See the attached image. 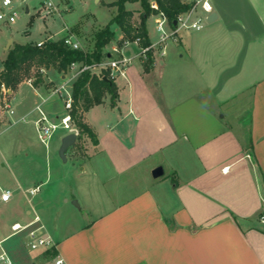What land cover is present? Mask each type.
<instances>
[{"label": "crops", "instance_id": "0c3cea01", "mask_svg": "<svg viewBox=\"0 0 264 264\" xmlns=\"http://www.w3.org/2000/svg\"><path fill=\"white\" fill-rule=\"evenodd\" d=\"M211 2L202 30L178 36L161 58L156 51L149 71L141 58L131 61L114 80L116 105L105 97L84 113L95 151L86 159L67 152V162L95 165L107 209L68 232H47L66 264H264V0ZM122 37L107 51L122 55ZM244 94L249 103L237 108ZM157 167L164 175L154 178ZM72 197L62 210L78 217ZM12 200L0 193V203ZM29 203L24 225L38 216L46 228L50 203Z\"/></svg>", "mask_w": 264, "mask_h": 264}, {"label": "rangeland", "instance_id": "374dc122", "mask_svg": "<svg viewBox=\"0 0 264 264\" xmlns=\"http://www.w3.org/2000/svg\"><path fill=\"white\" fill-rule=\"evenodd\" d=\"M53 1L56 4V9L50 15L46 14L44 0H13L10 8H0V13L16 11L19 14V18L13 24L0 20V72L4 67L3 62L7 53L16 43L36 44L72 35L73 39L80 44L81 49L92 50L95 32L109 24L118 12L116 6H110L115 0ZM209 1L212 3L211 0ZM126 7L135 12L133 21L139 25L142 12L140 4L128 3ZM200 8L198 9L199 12L201 11ZM193 18L196 19L197 15H194ZM159 19V16L152 15L147 20L150 41L156 45L161 40L157 24ZM203 23L207 24V21ZM41 27H44L45 30L42 31ZM112 28L117 30L116 25H113ZM165 29L168 31L167 28ZM117 33L118 31H116V38L121 32ZM195 33H197L195 30L183 29L178 36L184 37L185 34L190 36ZM10 41L12 43L9 45ZM173 42V39L166 42V51L169 50L170 45H174ZM112 44H109L108 48L111 49ZM139 51L138 44L132 42L124 46L122 55L112 52V50L109 53L111 52L114 59L127 58L133 62L132 64L138 66L141 60L136 53L138 54ZM173 52H169L170 57L174 55ZM161 57L159 55V58ZM39 69L41 71H38ZM34 71L35 73L37 71L42 73L44 77L43 83L38 87L33 86L28 79L24 80L16 89L5 86L7 90H12V94L7 95V99L11 102L13 115L6 113L4 109L5 92L4 87L1 88L0 193L2 194L4 190L11 191L13 200L8 204L0 203V242L9 255L12 264H54L53 258L44 256L43 248L31 249L28 238L30 229L18 233H14L12 230L14 222H19L21 225L25 224L27 216L24 209L25 207L30 208L32 204L29 203V199H32L33 204L36 203V200L39 201V198L45 199L46 204L50 203L52 209L44 212V216L42 215L43 220H45L43 223L46 224V235H48L47 232L54 231L56 226L60 228V231L68 232L75 226L91 221L107 209V206L102 204L103 200L105 202L102 191L103 177L100 174L98 179L91 174L92 167L95 165L88 161L83 163V166L84 164L87 165L86 174H83L81 172L83 166L80 167L79 162L70 156L68 162H64L61 158L59 152L61 138L68 131L59 127L54 131L47 144L39 139L36 121L41 117V113L38 107L42 109L50 123L58 124L61 122L62 117L67 114L66 100L72 97L73 81L67 82V84L65 82L66 86L62 90V96L52 93L61 84L60 75L64 74L67 78H71V73L68 71L66 73L60 72L53 64L42 67L35 66ZM34 71L31 74L33 76ZM35 89L44 91L40 93ZM105 97L109 98V102L110 95ZM44 98L50 100L46 102ZM248 99L249 95L246 94L237 96L233 104L238 105L237 108H239L247 105ZM246 109L243 110L245 115L243 118L245 119L248 118ZM232 111L240 114V110L232 109ZM96 119L101 121L102 116H98ZM95 144V141L84 140L82 142L80 140L76 146L68 150V153L74 152L75 157L86 159L89 154L95 151ZM87 183L93 184L90 191L83 189ZM37 186H39V192L33 198L26 193L27 189ZM89 194L93 195L92 199L87 197ZM72 195H76L82 208L80 213H77L78 217H75L71 212L62 210L66 199H69L71 203L77 200H72ZM91 203L94 205V210L90 212L86 206L87 204L91 205ZM35 213H33L32 218L36 216Z\"/></svg>", "mask_w": 264, "mask_h": 264}, {"label": "trees", "instance_id": "16d2710c", "mask_svg": "<svg viewBox=\"0 0 264 264\" xmlns=\"http://www.w3.org/2000/svg\"><path fill=\"white\" fill-rule=\"evenodd\" d=\"M128 3H139L142 9L141 21L136 25L133 21L135 12L127 9ZM159 7L155 10L152 4ZM110 6H116L118 12L111 22L94 34V46L92 50H75L65 44L66 36L58 40H47L42 46L38 44L26 43L16 44L9 52L3 62V70L0 72V97L2 86L18 88L26 79L31 80L33 86L38 87L43 83V75L35 73V66H48L49 64L63 73L69 70L72 63H83L87 65H100L109 58L107 46L116 40V31L112 28L116 25L123 37L118 42L123 46L125 42H135L140 39V47L151 45L147 20L150 16L162 12L166 15L171 27L175 28L174 21L177 18L191 11L194 7L193 0H115ZM154 64V52L147 53V60L144 61V70L149 71ZM34 71V76L31 75ZM107 79V80H106ZM106 95H110L111 105H116L118 99V89L114 80L109 77V70L103 69L102 73H92L86 71L82 73L73 84L72 90V110L70 112L73 123L80 132L79 141H95L96 135L89 124L85 121L84 113L104 102ZM79 144V143H78ZM44 256L55 259L57 251L55 247L46 249Z\"/></svg>", "mask_w": 264, "mask_h": 264}, {"label": "built area", "instance_id": "2783aa9c", "mask_svg": "<svg viewBox=\"0 0 264 264\" xmlns=\"http://www.w3.org/2000/svg\"><path fill=\"white\" fill-rule=\"evenodd\" d=\"M193 1H194L193 9L185 14L180 15L177 18L176 20L177 24L175 28L171 27L164 13L159 12L158 14H156L157 16L160 17V19L157 21V24H158V32L161 35L160 37L161 40L157 45L151 43L150 46L143 48V47H140L139 45L140 39H137L134 43L138 44V46L140 47V51L138 52L139 58H141L143 61H146L147 53L150 51L154 53L156 51H159L161 56H165L166 42L169 39H173V40L177 39L178 34L181 30L190 29V30L200 31L204 28L205 24L203 22L208 21V17L212 13V7L210 4V1L209 0H193ZM43 3L45 6L47 15H50L52 12L55 11L56 4L54 3L53 0H44ZM12 4H13V0H0L1 9H8L12 6ZM152 7L155 10L159 9L156 3H153ZM199 7H201L202 10L206 13L205 16L197 14L198 13L197 10ZM194 15H197L196 19L193 18ZM18 18H19V14L16 11H12L10 13H5V12L0 13V20L6 21L11 24L15 23ZM165 28H167L169 32L166 31ZM43 43L44 42H40L37 44L38 46H42ZM129 43H132V42H129V41L125 42V44H129ZM65 44L75 50L81 49L80 44L73 39L72 35L66 36ZM112 51L115 53L120 52L118 47H114ZM130 62H131L130 59L122 57V59L110 58L107 62H104L100 65H95V66L93 65L91 66V65H87L83 63H72L68 70V72H70L72 76L71 78L68 79L67 82L73 81V84H74V82L78 79V77L86 71H90L92 73H97L98 75H100L103 69L109 70V77L112 80H116L118 75H123L125 73V69L127 65L130 64ZM42 72H44L43 69H42ZM30 82L32 83L31 80ZM66 84L64 83V84L59 85L57 88L53 90L52 94L62 96V90L65 88ZM3 87H4L3 90L5 92L4 109L6 110V113L13 115L14 111L11 109V102L10 100L7 99V95H11L12 90H7L5 86ZM72 104H73L72 97L66 100L65 107L67 109V114L62 117L61 122L58 124L50 123L48 117L45 115L42 109L38 107V110L41 113V117L36 121V125H37L39 139L43 143L47 144L48 140L50 139L54 131H56L59 127H62L63 129L67 130L68 134L76 133L79 137L80 132L75 126V124L73 123V120L70 114L72 110ZM38 192H39V187H35V188L29 189L26 191V193H28L30 196H35ZM11 198H12L11 191L5 190L2 192L1 200L3 202H9ZM40 221H41L40 218L36 216L34 221L28 225H21L19 223L13 224L12 230L14 231V233H18V232H22V231L30 229L28 232V238H29V245L31 249L33 250H37L40 248H43L44 250H46L52 247H56L52 238L46 235L45 228L42 224H40ZM261 222L264 223V216L261 217ZM0 264H12L9 258V255L3 248L1 242H0ZM54 264H66V262L64 261V259L58 256L54 259Z\"/></svg>", "mask_w": 264, "mask_h": 264}, {"label": "water", "instance_id": "95a60500", "mask_svg": "<svg viewBox=\"0 0 264 264\" xmlns=\"http://www.w3.org/2000/svg\"><path fill=\"white\" fill-rule=\"evenodd\" d=\"M213 15L214 14H212V16H210V18L208 19L209 21H211L213 19ZM176 24H177V21H174V25L175 26H176ZM11 43H12V41H10L9 45ZM77 139H78V135L76 133L67 134L63 138L62 145H61V148H60L59 152H60V156H61V158L63 159L64 162L67 161V152H68V150L76 145ZM152 175H153L154 178H159V177L163 176L164 175L163 167H157L156 169H154Z\"/></svg>", "mask_w": 264, "mask_h": 264}]
</instances>
